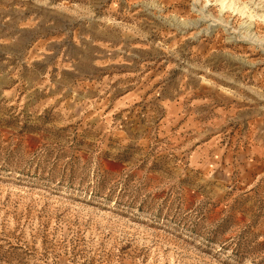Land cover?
Returning a JSON list of instances; mask_svg holds the SVG:
<instances>
[{
  "label": "rangeland",
  "instance_id": "1",
  "mask_svg": "<svg viewBox=\"0 0 264 264\" xmlns=\"http://www.w3.org/2000/svg\"><path fill=\"white\" fill-rule=\"evenodd\" d=\"M0 264H264V0H0Z\"/></svg>",
  "mask_w": 264,
  "mask_h": 264
},
{
  "label": "bare ground",
  "instance_id": "2",
  "mask_svg": "<svg viewBox=\"0 0 264 264\" xmlns=\"http://www.w3.org/2000/svg\"><path fill=\"white\" fill-rule=\"evenodd\" d=\"M251 39V38H250Z\"/></svg>",
  "mask_w": 264,
  "mask_h": 264
}]
</instances>
